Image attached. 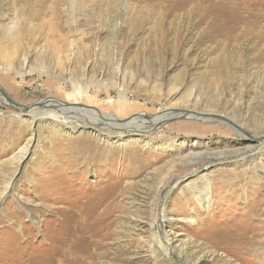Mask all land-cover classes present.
<instances>
[{
  "label": "rangeland",
  "instance_id": "374dc122",
  "mask_svg": "<svg viewBox=\"0 0 264 264\" xmlns=\"http://www.w3.org/2000/svg\"><path fill=\"white\" fill-rule=\"evenodd\" d=\"M72 81L114 117L120 89L128 117L208 119L119 138L25 115ZM0 89L22 105L0 94V264H264V0H0ZM112 184L116 222L66 257L79 200Z\"/></svg>",
  "mask_w": 264,
  "mask_h": 264
},
{
  "label": "bare ground",
  "instance_id": "6f19581e",
  "mask_svg": "<svg viewBox=\"0 0 264 264\" xmlns=\"http://www.w3.org/2000/svg\"><path fill=\"white\" fill-rule=\"evenodd\" d=\"M23 77L24 74L22 72L21 78ZM72 83L74 84V90L72 93H67L66 96L59 95V98H57L56 96L55 98L53 97L44 100L43 106L45 107L42 106L43 109L36 107L35 104L24 105L23 108L27 112L25 113V115L28 116L33 121H35L38 118L40 121H45V122L48 121V122L60 123V124L61 122H64L67 128L74 127L73 125L69 124V122H74V123L77 122L84 127L94 126L92 128L97 129L99 135L109 134L111 136L115 135L116 137L119 138H123V136H125L126 134V131L128 132L133 131L134 132L133 136L137 135L139 137L145 136L147 133L157 131L155 133L157 137H164L165 132L163 130H166L168 126L169 125L171 126L176 120H180L182 118L185 119V121L187 120L192 121L193 119L196 120L198 119L202 122L208 119L203 115H201L200 113H196L199 115L198 117L196 114L189 112L184 113V111L179 113L178 112L171 113L169 112L170 109H168V107H163L162 109L158 110L156 113L151 114V116L148 117V119H145L146 114L144 115L137 114L138 117H131V116L128 117L126 115L129 114L128 111L131 108V103L129 101V98L126 96L127 91L125 92L124 90H120V89H119V98L121 100V104L124 107H126V109L123 117L120 118L114 117L111 114H109L107 111H105L102 107L96 108L91 106V104L95 101V99H92V96L89 95L88 87L82 89L80 85H78L77 83L73 81ZM23 84L24 83H20L21 88ZM0 94L2 95L1 89H0ZM27 106L29 107L27 108ZM165 113H167L166 116L164 115ZM75 116H78V119ZM98 127L102 129H98ZM151 134H147V135H151ZM256 139H261V137L258 136ZM98 158L100 157L95 156L92 159V161L96 162ZM65 167L68 168L69 166L67 165ZM65 171L67 170L65 169ZM61 181L63 180H61V178L59 177L57 180L48 183L46 191L48 188L51 189L55 185L61 183ZM64 181H67V179ZM115 187H116L115 184H112L109 187L108 186H105L104 188L101 187L100 188L102 192L101 194L102 196L100 195L101 198H98V196H92V197L84 196L79 200V204H77V208L73 210L72 216L67 221L68 225H72L74 227L73 228L74 235L72 239L69 238V240L67 241L70 243V248L62 249L61 252L63 253V255L67 257L71 253H76V252L79 253L77 250L71 248L74 241H81L83 238V234H79V233L76 234V230H83L85 228H96V227L100 228L105 225L104 222H106L107 226H111L116 222L117 216L115 212L117 211L118 208V188ZM211 193H212L211 184L209 182H206L203 192L199 193L196 197L199 198V200L203 201L205 207H209L211 201ZM164 207H165V203L163 204V209L161 212L163 219L158 224L159 230L160 229L163 230L162 228L165 222L164 219H166V212H165L166 210ZM163 232L161 231V234L162 237L165 239L166 235ZM250 232H253L254 234L256 233L259 234V231H257L256 228H253L252 230H250ZM158 237H159L158 233L157 232L154 233L153 235L154 240H157V243L167 251L168 247L171 244L170 240L167 241V243L161 242L158 241ZM57 260L58 259H56V262Z\"/></svg>",
  "mask_w": 264,
  "mask_h": 264
},
{
  "label": "water",
  "instance_id": "95a60500",
  "mask_svg": "<svg viewBox=\"0 0 264 264\" xmlns=\"http://www.w3.org/2000/svg\"><path fill=\"white\" fill-rule=\"evenodd\" d=\"M2 95H3V97L7 98V100H8L9 102H12L13 104L20 106V104H18V103H16V102L12 101V100L8 97V95H7L6 93L2 92ZM226 120H227V119H226ZM227 121H230V120H227Z\"/></svg>",
  "mask_w": 264,
  "mask_h": 264
}]
</instances>
